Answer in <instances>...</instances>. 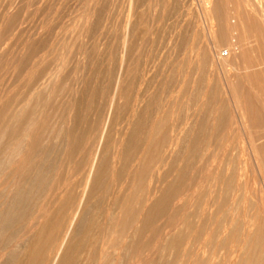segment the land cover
Returning <instances> with one entry per match:
<instances>
[{
	"label": "rangeland",
	"instance_id": "374dc122",
	"mask_svg": "<svg viewBox=\"0 0 264 264\" xmlns=\"http://www.w3.org/2000/svg\"><path fill=\"white\" fill-rule=\"evenodd\" d=\"M136 1L138 4L135 3ZM140 1H142V2H140ZM232 1L234 2V3L232 2V4H235V6L237 5L239 10H241V11L244 10V12L247 11L248 8L251 6V5L248 6V4H250L252 1L256 2L255 5L253 4L254 2L251 3L255 7L258 3L259 4H262L261 2L264 3V0H232ZM81 2H83V3H81ZM131 2H132V0L131 1H129V0H83V1L82 0H0V36H1L0 37V107L1 106L3 107L2 109L0 108L1 109L0 112L1 111L5 112L4 113L5 115L3 114V112L0 113V119H1L0 120V128H1L0 129V138H1L0 139V164H1L0 165V264H5L6 261H7V264H13V262L17 263V262L25 260V255H26L25 251L27 250L28 246H30L32 244L34 235L38 232L40 225L43 223V221L46 218L52 217V214L55 213L56 208L58 206L56 204L57 195L63 190L65 183H63L62 185L61 184L59 185V184H57V182H55L53 180V178H56V177L60 178L59 182H66V183L70 182L73 185L79 184V181H80L79 179H81V181H82V175L81 174L86 169L85 167L87 166L89 158H90V157H87V156H89L88 154L90 153L89 147L88 146H87L88 148L85 147V151H83V153L81 155L74 156L75 157V158L73 157L74 159L72 158V160H68V159H66L67 157L65 155L66 149L64 147L65 146L64 141L63 142L61 141V140H64L66 135H68L67 134L68 130H69V132H71L73 134L78 132L77 126L74 127L75 126L74 123H76L75 120L73 119L74 117L71 118L72 112L69 111L71 109L70 103L73 101H80L82 99L81 103L84 104V103H86L85 100H88L87 97L89 99H92V97L94 95L93 99L95 100V102H94L95 106L97 107L98 104L101 106L98 105V108H96L97 109L96 114H93L91 117L89 115V118L88 117L87 118L89 120H91V119L97 120V126L100 127V128H98V129H100L99 130V132H100L106 125V119H104L105 115H106V117H107V115L109 117L112 116V115L110 116L111 113L109 112L111 110L110 101L112 98V93H110V92L113 91V94L115 93V89H116V85H117L115 83L120 79L117 82L118 86H120L121 84L126 85L127 84L126 82L130 78L129 76H131L130 73L134 71V68L140 67L139 68L140 70L144 69V67L148 66V64H147L148 61H149L148 63H152V62L154 63L155 62V65H154L155 67H153L154 69L152 68V70L150 72L148 71V74L145 73V77L143 76V78H142V80L144 82L142 81L141 87L144 86V87H142V89L144 90V93L146 94L143 99L146 100V102L150 101L151 106H152V109L149 111V113L146 109V116H147V114L150 115L148 117V123L149 122L152 123L153 121H155L157 119L158 120H162V119L165 120L167 122V124H166L167 128H165L164 131L165 132L169 131V132H167V134L169 133L168 137L173 136V133H174V135L177 134L178 133L177 131L180 132V129H181L182 134L183 133H189L190 131H192L193 129H195L197 127V123H199L203 119L205 121L208 117L209 118L206 120L208 123V127H209L208 129L212 130L211 129L212 128L211 127L212 122L213 123L216 122V119L219 118L218 117L219 114H218V112L214 111V109H212V108H211L212 111H210V106H208V108H207V105L204 104V102H202L203 98H206L203 94L204 91H208V90L212 89L213 87H215L216 88V92L214 95L215 98L226 103L225 104L226 109H228L230 111L229 112L227 110L228 111L227 118L229 120V121L227 120V122H228L227 128L228 129L227 128L225 129V131L227 130L226 132L223 130L220 131L221 133H218V135L222 134V132H224L223 133L224 135L228 133L227 135L231 136L229 139H232L233 141H234V139H235V141L238 140L239 144H240V145H238L237 141L236 142L234 141L233 142V143H235L234 146L232 145V147H228L229 153L232 152L231 154L233 155V157L234 158L236 157V159H238L236 161L237 164L235 163V165H236V174H238V173L239 174L237 175V177L235 179L234 190H232V192L234 191L235 193H233V196H231V198H230V207H231L230 209L231 210L229 209L230 211L228 210L229 213L228 212L227 213L230 214V215H228L229 218L233 219V217H235L234 218L235 220H237L238 216H239L237 213L240 214L241 219L240 218L239 219H240V223H241V226H240L241 228L239 227V230L237 229V232L232 237V241L230 242V244L226 245L225 247L222 246V249H220L221 244H220V238L219 237H217L218 241H217V238H215L214 240H211L210 235H211V232L213 230L212 223H210L208 225L209 228H206V233L204 232L203 233L204 235H202V237H200L197 240H194V239L187 240L188 242L186 241L184 246H180L179 249L175 248L173 246H172V248H173L172 249L171 246L167 247L165 245L166 244L165 238L169 235H172L178 231L183 232L184 234H189V229L187 230V228L181 224L182 215H180V214L185 213V212L187 213L188 209H189L190 215L191 216L193 215L194 217H192V218H195L192 220L195 221V223H197L202 218V216L203 217L209 216L213 212V208L210 207L209 204L206 205L207 203H209L208 201H210V196H211L210 193L212 192L211 191L212 187H211V185H209L211 181L209 182L210 178H209L207 173H209V171L212 168L214 170L217 169V166H218L220 160L218 158H217V160H219V161H217V162H212V160H213L214 155L217 154V152H218V156L220 155V157H221V151L220 152L217 151V150H219L217 148L214 149L213 145L211 144V145H208L206 151L204 152V154L206 153L204 155L205 158L200 162H196V160H195L194 161L195 164L193 163L191 165L192 169L190 170V176H191V183H193V184L190 186V188L188 190V193L189 192L191 193V194L189 193L190 194L189 199H187L186 201H184L181 198L180 199L176 198L175 200H173V202L174 201L175 202L174 203L172 202L171 203L172 205L171 204L169 205V206H171V208L169 207L170 209L168 208V210H167V213L170 211L169 213H172V214L168 213L169 214L168 215L166 213L167 216L165 215V216H162V218L161 217L158 218L155 221V223L152 224L148 228V232L145 234L146 236L144 234L141 236L142 237L141 240L146 238L145 240L148 241V245H147L148 247L142 246L143 248L142 247L140 248V246H138V244H134L135 243L134 241H136V239L138 240V238L135 239V237H134L133 244L136 248V250H135V248L133 249L134 246H131V245H130L131 247L129 246V244H130L129 243L130 240H128L129 237L127 238L126 236H124V238L122 237L123 239L120 240L123 247H120V248L118 247L119 249L118 248L113 249V247L111 248L110 245L106 242L107 241L106 238L110 234V237H108V238L111 239L114 234L113 233H106V235H105L101 231V227H100V225L102 226L103 223L106 222L107 216L105 217V214H100L96 210H94V212H93V210H91L92 213H94L96 215L98 214L99 216L95 215L96 218H95V216L93 217L94 220L92 221L91 225H93L92 227L94 229H92V232H90L91 236L90 235L86 236V238H87L86 240L84 239L85 237H83L82 238L83 241L81 244H83L82 246H86V245L89 246L88 244H90V246H93L95 248V250H97V252L103 251V254H105V256H106V257H101L102 254L100 252H98L96 254V260L94 262H92V264H100L102 261L107 262L106 264H122V263L123 264H143V263L144 264H158V261H159V264H165L164 262H166V264H169V263L170 264H179V263L180 264H184V263L185 264H187V263L188 264H194L195 262H197L195 264H198V263L199 264H204V263L205 264H207V263L208 264H218V263L219 264H243V262L245 263V261H249L248 263L250 264L251 260H253L251 264H258V263L264 264V260H263V262H261L262 261L261 258L260 257H259L260 259L258 258L259 255L261 257L264 256V253H262V252H264V239H263L264 235H263V238H261L262 236L260 237L258 235V233L255 232L256 230H254V229H256L255 225L250 226V224L248 225L245 223L249 218V217L247 218V216H249L250 214H252V215L255 213L257 214L258 210H259V212H261L260 215H262L263 221H264V177L262 176V174L260 175V176H262V178L259 176L260 173L257 170L256 161H255V159H253V154H252L253 152L251 151V148H250L251 146L248 145V142L250 144L251 138H249L248 140L246 138H242L243 141L241 140L242 135L245 137L248 135H251V134L255 135L256 131H258L259 134H263V132H261V131L264 130V127L261 128V126H258L259 127V129H258V127L257 128L255 127V126H257V124H248L247 122L243 121L244 117L239 115V112L242 111L240 104L238 105V102H240V99H239V96H241L240 93H238V95H239L238 99L233 98L231 101L228 100L231 103L226 102L228 95H225L228 93V92H225L227 84L229 86H232L233 84L235 85L237 83V81H240V79H238L239 78L238 75H241V73L247 72V70L244 69L243 66H242V68H240L241 67L240 50L242 48H245L244 45H246V46L250 45V46L255 48L257 45L255 39L251 38V37H249V38L243 37V36H246V33H245L244 24L241 23V24H238L237 30L232 31V35L230 34L231 32L229 33V35H228L229 37H227L228 40H226V41L224 40L223 42H220L219 47L214 48V43L212 41L211 32L213 30L217 29V27L215 24V20H213V18L209 14L210 13L209 11L212 9V7H213L212 5H214L216 3V0L215 1L214 0H144V1L143 0H139V1L134 0L132 2L133 3L132 5H131ZM221 2L224 3L223 0ZM73 3L75 6L73 5ZM81 4H84V6ZM230 6H232L231 3H230ZM136 7H137V9H136ZM228 10H229L228 14H230L229 17L231 18L232 17L231 14L233 13L232 11H230L231 7L228 6ZM130 13H132V14L130 15ZM86 14L88 16H86ZM257 17L259 19V28L263 32L262 35L264 36V23L262 22V19L259 15H257ZM129 18H131V19H129ZM127 19H129L130 21ZM131 21H132V23H131ZM114 22H116V24ZM95 24H97V25H95ZM260 25H262V26H260ZM124 26H126V27H124ZM127 27H128L129 31L131 29H132V31L129 32L128 30H126L125 28H127ZM129 27H130V29H129ZM122 30H125V31H122ZM208 30L210 31V33ZM127 31L129 32V34H127L128 33ZM123 35L125 36V38ZM132 35H133V37H132ZM139 36H140V38H139ZM129 38H131V39H129ZM122 39L124 41H122ZM185 39L186 40L188 39V41H186ZM194 39H197V41L195 40V42H194ZM125 40H127L126 41L127 43L125 42ZM128 40H129V42H131V45L128 42ZM182 40H185L186 42H184ZM121 41L124 44H121L122 43ZM162 41H163V43H161ZM189 41H190V43L194 44V46H196V45L198 46L197 49L195 47V49L197 50V51L195 50L196 52H200V51L202 52L204 48L206 50L209 47L210 55L206 60H208L207 63H209L210 61L211 62L209 63V65L206 63L207 65L204 67V69L202 67V64L199 66L201 61L198 62L199 58H202V57H199L196 54L194 55V53H189L188 51H186L184 53V51L186 50L185 46L189 43ZM133 42H135V43H133ZM152 42H153V44H152ZM118 44H120L123 48L122 47L120 48V46ZM166 44H167V46L165 47ZM181 44H183V45H181ZM253 44H256V45L253 46ZM68 45H70L71 47ZM132 46H133V50L137 54V56H136L137 58L135 57L136 54L134 55V51L132 50ZM177 46H179L181 49ZM104 48H106V49H104ZM127 48H129V49H127ZM121 49L124 51L122 52ZM178 49H180V50L177 51ZM108 50H109V52H111L110 54L108 53ZM128 50H130V51H128ZM131 51H133V52H131ZM176 51L180 52V53L177 54ZM225 51L228 52L229 54H226ZM121 53H122V56H124V54L128 53L127 58L129 60L131 57L130 61L126 59L127 60V61L125 60L126 63L122 64L123 65L122 68L124 67L123 69L120 68L121 67V65H120L121 64L120 63L121 62ZM220 53L223 56L224 55L228 56V58L225 56L221 58ZM255 53H256V51L253 52V54H255ZM130 54H133V55L129 56ZM146 54H148V56H146ZM167 54H168V56H167ZM180 54H181V56H179V58L178 57L175 58L176 55H180ZM183 54H185V55H183ZM54 55H55V57H54ZM112 55H113L114 59L115 58H117V59L114 60L112 58ZM106 56H107V58H106ZM55 58H57V59H55ZM150 58L151 59L153 58V61H151ZM155 58H156V60H155ZM183 59H184V61H183ZM133 60H134L133 63L135 65L133 63H130ZM223 61L227 62V64L225 66L219 65V64L223 63ZM51 63L53 65L55 64L54 65L55 66V71H54L55 75H52V76L45 75V77L42 76V77H40V79L38 78V76H35L39 72L40 69H44L47 65H52ZM160 63H161V65H160ZM87 64H89V65H87ZM24 65H26V66H24ZM118 65L120 66L119 67L120 69L117 70L116 68H118ZM38 66L40 67V69ZM113 66L116 68H114ZM64 67H65V69H64ZM131 67H133V68H131ZM200 67L202 68L201 70H200ZM35 68L38 70H36ZM109 69H111V70H109ZM236 69H239V70H236ZM56 71L57 72L59 71V72L57 73ZM117 71L119 72V74L117 73ZM120 71L123 75L120 73ZM123 72H125V73H123ZM166 72H167V74H166ZM40 73H41V71H40ZM56 73L58 75H56ZM115 74L118 76H116ZM31 75H34L37 80L35 78L34 79L36 81H34V79L30 80ZM39 76H40V74H39ZM99 76H101V77H99ZM224 76L227 79L226 82H225ZM89 77L90 78L92 77V78L90 79ZM127 77H129V78L127 79ZM116 78L117 79L119 78V79L116 81ZM233 79H235V80H233ZM165 82L168 83V85ZM96 86L98 89L102 90V91L99 90L100 91L99 93H102V95L97 92L98 89H95ZM105 86L107 88L110 86V88L106 89ZM113 86H115V88ZM169 87H170V89H169ZM103 88L107 91L112 88V90L108 91V93L111 94L110 97H109V94L108 95L105 94L107 91H105ZM183 88H184V90H183ZM203 88H205V89H203ZM251 88L249 89V91L252 90L251 93L255 94L254 88H252V89ZM136 89H137V86H136ZM89 90L93 93V95L91 94V92ZM36 91H38V92H36ZM191 91H192V93H191ZM103 92H104V96H103ZM81 93L83 94L82 96H81ZM20 95L22 97H25V98H21ZM194 95H197V97ZM83 96H84V98H83ZM95 97H96V99H95ZM106 97L108 100L106 99ZM225 97H226V99H225ZM192 98H196V100L193 99L194 103L192 101ZM68 99H70V100H68ZM117 99L115 100L116 104L117 105L120 104L119 106L123 107V105H124L123 99L119 98L118 101H117ZM69 101H71V102L69 103ZM5 102L8 103V105ZM146 102L145 101L141 102L140 107L143 108L145 106ZM232 102H234L235 104L232 105ZM23 104H24V106H23ZM227 105H229V107H231V108H228ZM21 106H23V107H21ZM108 106H109V108H108ZM133 106L129 107V110L131 111V113L133 112L134 109L137 108V106H134L135 108ZM104 107H105V110L103 109ZM190 107H191V109H190ZM233 107L235 108V110H233ZM237 107H238V109H237ZM27 108H29V109H27ZM142 108L140 109L138 106V110L145 111L144 110L145 107L143 109ZM262 109H263L262 112L264 114V107ZM103 110L105 112H103ZM236 110H238V111H236ZM124 111H125V109H124ZM126 111H128V110L126 109ZM130 111H128V112L130 113ZM22 112H24V113H22ZM26 112H29V113L26 114ZM31 112H32V115H30ZM210 112H211V114H210ZM235 112H236L237 116L235 115ZM7 113H9V114H7ZM98 113H101L102 116H101V114L98 115ZM205 113H206V115H205ZM103 114H105V115L103 116ZM96 115L99 116V118H95ZM7 116H9L8 118H10L12 121L10 120V122H9L8 120H6ZM33 116H34V118H32ZM124 116L125 115H122V118L118 119V121L120 120L121 122H118V121L112 122L108 119L109 125L111 124V126L113 125V127H114L113 128L110 126L111 129L109 131L112 132L111 137L112 138L115 137L114 138L115 140L118 137L117 132L119 131V133H120L121 132L120 129H122V127L124 125V123L122 121ZM30 117L32 119H30ZM102 117H103V119H102ZM22 118H26L27 120H24ZM241 118H243L242 121H241ZM4 119H5V121H4ZM63 119H66V120L64 121ZM69 119H72V122ZM88 119H86V122L88 121V123H89ZM166 119H168V120H166ZM18 120L20 122L24 121V124L26 122V125H28V126H30V125H32V126H30V128H29L28 126L24 125L23 126L24 128H21L20 126L23 124L18 122ZM9 123L10 124L12 123L11 126L14 129L16 126H17L16 128H19V129L18 130H16V129L12 130V127H9L10 126ZM28 123H31V124H28ZM64 123L70 124V125H67V127L68 126L69 127L66 128L65 127L66 125ZM3 124H5V125H3ZM15 124H17V125L15 126ZM36 124H38V125H36ZM100 124L104 125V126H100ZM42 125H44L45 127L43 128ZM1 126L3 127V129ZM4 126H5V128H4ZM40 126L42 127V130H41ZM53 126H57V127L56 128L54 127L52 129ZM120 126H121V128H120ZM38 127H39V129H38ZM61 128L63 131H61V130L59 131V129H61ZM22 129H24V130H22ZM54 129H55V133L53 132ZM57 129H58V131H57ZM208 129H207V131H208ZM122 130L127 131L126 129H122ZM129 130H130V128H129ZM210 130L208 132H210ZM9 132H11V133H9ZM258 132L256 134H258ZM21 133L24 134V137L21 136ZM28 133H29V135H28ZM35 133H37V134H35ZM38 133H40V134H38ZM62 133H63L64 137L62 136ZM25 134H27V135L25 136ZM41 134H42V136H41ZM44 134H46V135L44 136ZM55 134H57V135L55 136ZM12 135H15L14 138H12ZM6 136H8V137L6 138ZM57 136H59V137L57 138ZM127 136H128V134H126L125 137L127 138ZM16 137H17V140H16ZM21 138L23 139L24 142L22 141ZM37 138H39V140H37ZM41 138H44V139H41ZM218 139H217L218 141H216L217 142L216 144L224 142V140L221 141V138H218ZM244 139H246V140H244ZM10 140H13V141H10ZM14 140H16V141L14 142ZM36 140L39 142L37 143ZM65 140H66V138H65ZM253 141H254L253 142L254 144L258 145L259 143L263 142L264 139L263 138L259 139V141L257 139L258 143L255 139ZM9 142L11 143V145L9 144L10 146L8 145ZM27 142H29V144ZM90 143H91V138L89 139V144ZM41 144L43 147L41 146ZM225 144H226V142H225ZM30 145H31V147H30ZM49 145H50V147H49ZM32 146H34L33 149H32ZM38 146L42 150H45V149L47 150L48 148H50V149H48L50 151H48V150L47 151L45 150V152L41 151V149L36 148ZM180 146H181V144H180ZM180 146L178 144L177 150H176L177 152L175 151V154H173L172 156L167 155L168 157L167 156L164 157V154H162L164 160H166V161L163 160V161L159 162V164L156 163L157 165L154 164L151 167V169L149 170L150 173H148L149 176H148V179L146 180L147 183H146V181L144 182V184L148 186V187L146 186V188H147L146 190H148V195L152 192L151 195H149L150 197H148L149 201L146 202V203H148V206L151 204V202L155 198H157L159 196V190L166 183V181H164L163 184L161 182V179H162L161 177L164 175L163 170H166L167 169L166 167H168V162L171 160V158H169V157H172V160H173L174 157H177V155L179 156L180 153H179L178 148H180ZM52 147L53 148L55 147V148L53 149ZM236 147H238V148L236 149ZM230 148H232V149H230ZM239 148H240V150H239ZM28 149H29V151H28ZM36 149L38 151H36ZM55 149L57 151H55ZM234 149L238 150V151H234ZM115 150L116 149H112L109 156L112 153H113V155H111V156H114ZM243 150H246V151H243ZM241 151H242V153H241ZM20 152H21V154H19ZM33 152L36 156V159L34 158L35 157L34 154H32ZM36 152L37 153L40 152V153L37 154ZM47 152L50 155L53 153L51 155V159L49 158L50 155L47 154ZM237 152H239V153H237ZM43 153H44V155H43ZM23 154H26V156L24 157ZM30 154L32 156H30ZM246 154L249 156L247 157ZM53 155H56V156L53 157ZM211 155H212L211 159H207V158H210ZM39 157H40V159H39ZM31 158H32V160H31ZM45 158H47V159L43 160ZM78 158L80 160L81 159L82 160L78 161V162L75 161L76 159L78 160ZM25 159H26L25 162H28V163L24 162ZM53 159H55V160H53ZM28 160H31V162ZM110 160H111V163H110L111 169L118 167V165H119L118 159H116L114 157H110ZM167 160H169V161H167ZM242 160H245L246 162L242 161ZM115 161L118 163V165H116ZM204 162H206V163H204ZM238 162H240V163L238 164ZM242 162H244V164H242ZM41 163L42 164L44 163V165H42ZM47 163H48V165H46ZM78 163L81 165L83 163H85V164H83L84 167H83V165L82 166L77 165ZM137 163H138L137 160H136V163L132 162L131 165L128 166L129 167L128 169L130 171L134 170L135 169L134 164L137 166ZM22 164H24V165L22 166ZM30 164L32 166H30L31 168L29 169ZM53 164H54V166H53ZM70 164L71 165L75 164V165L71 166ZM160 164H161V167H160ZM162 164H164L163 167H162ZM181 164H182V161H179V160H178V163H176V165H179V166ZM212 164H213V167H212ZM239 165H243L242 166L243 168L242 167L240 168ZM37 166L39 168H37ZM199 167H201L203 169L202 171H204L203 179L201 178L200 180H199L200 172L198 171ZM26 168L31 171L30 172L28 170V172H30V174L27 172ZM42 168H44V170ZM73 168H74V170H73ZM158 168L160 170H158ZM237 168H238V170H237ZM22 171H24V172H22ZM157 171H158V173H157ZM25 172H27L28 176L32 175V172L34 175L30 176V178H29L28 176L26 177ZM44 172L46 173V176H45ZM48 172L52 175H49ZM161 172L163 173V175H161L162 174ZM196 172H199V173L196 174ZM151 173L153 175H156V173H157V175L154 177V176H152ZM35 174H38L39 176L37 177V175H35ZM196 175H198V176H196ZM239 175H241L243 179H241L240 178L241 176H239ZM49 176H51V177H49ZM52 176H55V177H52ZM79 176H80V178H79ZM174 176H175V172H174V174H171L167 180H171ZM207 176H208V178H207ZM31 177H32V179H31ZM123 177H124V174H123ZM157 177L161 178V179H158ZM21 178H23V179H21ZM110 178H111V180H110ZM154 178L155 179L157 178V179L155 180ZM205 178L207 180L208 179L209 180L207 181V180H205ZM237 178H239L240 180H237ZM244 178H245V180H244ZM194 179H195V181H194ZM123 180H122V182H123ZM241 180H242V182H240ZM28 181H30V182H28ZM152 181H156V182H152ZM199 181H200V184L202 186H200ZM21 182H23V183H21ZM159 182H161V183H159ZM207 182H209V183H207ZM237 182H239V183H237ZM245 182H246V184H245ZM30 183H32V184H30ZM26 184H27V186H25ZM28 184H29V186L32 185L30 187L31 189L28 187ZM39 184H41V185L39 186ZM21 185H23L24 187ZM46 185L48 188H46V190H45ZM115 185H117V184L114 181L113 176L110 175L109 180H108V188L110 190H109V193L106 196H104V201L101 202L104 205H105V202L107 204L105 206L102 204L103 207H108L107 205H110L109 203L111 202V200L113 198L112 195L113 194L115 195L116 192L118 191L117 189H119V187L115 186ZM34 186H35V188H34ZM50 186L52 188H50ZM21 187H23L25 189L24 192L22 191L23 188L21 189ZM37 187L39 188L38 190H37ZM26 188H28V189H26ZM33 188H34V190H33ZM199 189L200 190L202 189L204 191V193H207V194H205L206 198H204L205 197L204 196V197H202V200H200L202 208H200V206H201L200 204H197V206L195 205L196 204L195 200H197L196 198L198 196ZM205 189H207L209 192ZM240 189H242V190L240 191ZM26 190H28V191H26ZM111 190L114 192H112ZM150 190H152V191H150ZM51 191L55 192V194L54 193H53L54 195L51 194ZM237 191H239L240 194H239V192L237 193ZM31 192L34 194L32 195ZM35 192L36 193L38 192L37 195ZM39 192H41L42 194ZM110 192H112V194ZM26 193H28V194H26ZM242 193L245 196L242 195ZM96 195L99 196L100 194L98 193ZM148 195H146V197ZM26 196L28 199L26 198ZM98 196H94L95 200L97 198V201H98L99 197L103 198V195H100L99 197ZM54 197H55V199H54ZM241 198H244V199H241ZM109 199H111V200L109 201ZM231 199L233 200V202ZM248 199H249V201H248ZM20 200L23 202L21 203ZM50 200H51V203H50ZM92 200L95 202L94 199H92ZM105 200H107V201H105ZM16 203H17V205H16ZM183 203H184V206H187V208L186 207L183 208V206H182ZM237 203H239V204H237ZM12 204H13V206H12ZM47 204L49 205L50 210L48 209ZM236 204H237V208L240 205L239 206L240 209L238 208V210H237V208L235 207ZM189 205H190V207H189ZM14 206H16V207H14ZM23 206L25 208H23ZM205 206L207 208H205ZM233 206H234L235 210L232 209ZM177 207H179V208H177ZM193 207L197 208L198 210L196 209L195 211H193L194 210ZM242 207L243 208L245 207L244 208L245 211H244V209H242V211H241ZM21 208L23 209V211ZM142 208H144L143 205H141V207L139 209H142ZM181 208H183V210H181ZM257 208H258V210H257ZM7 209H9V211ZM190 209H191V212H190ZM261 209H262V211H261ZM10 210H11V212H10ZM255 210H256V212H253ZM16 211H17V213H16ZM196 211L197 212L200 211L201 213L200 212L196 213ZM234 211H237V212H235L236 214L230 213V212H234ZM9 212H10V214H9ZM194 212H195V214H194ZM92 213H91V215H92ZM174 213H175V215H174ZM49 214H51V216ZM178 215H179V217H178ZM101 216H103V217H101ZM174 216H175V220H174ZM231 216H233V217H231ZM7 217H9V218H7ZM21 217H25V218L21 219ZM98 217H100V218H98ZM242 217H244V218H242ZM3 218L5 220H3ZM246 218H247V220H246ZM170 219L172 220L173 224H171L172 222ZM216 219H217V216H216ZM242 219L246 220V221L243 222ZM6 220L8 221V223ZM3 222H4V224H3ZM14 222L16 223V226H13L15 224ZM98 222L100 225L98 224ZM165 222L167 223L168 226L165 225L166 224ZM7 225H8V228H7ZM10 225H12V227ZM245 225H247V226H245ZM243 226H245L246 229H244ZM249 226H250V229H247V228H249ZM14 227H17V228L14 229ZM3 228H4V230H3ZM181 228L183 231L179 230ZM241 229H242V231H241ZM245 230H246V235H247V233L250 234V232H251V235L248 234L247 236L246 235L244 236L243 234H244ZM184 231H186V232H184ZM102 233L105 236L102 235ZM224 233L225 232H223V234L220 233L218 235H220V237H222V236L224 237L225 236ZM263 233H264V230H263ZM193 235H194V233L190 237L194 238ZM242 235L245 237V239ZM256 235L259 236L261 238V240H260V238L255 237ZM248 236L253 237V239L255 238L254 239L255 241L253 239H252V241H249L250 244L248 242V244L245 245L246 247L248 246V249H247V248H244L245 247L244 244H245V240ZM202 238L204 239V241ZM104 241H105V243H104ZM242 241H244L243 245H242L243 247L241 246ZM79 242H81V241H79ZM199 242L201 243V245ZM254 242H256L255 244H258L259 247L257 245H255ZM29 243H31V244H29ZM102 243H104V244H102ZM106 243L108 246L107 245L105 246ZM197 243H198V245H196ZM124 245H125V247H124ZM161 245H163V246H161ZM210 245H212V246H210ZM261 245H263V247ZM204 246H206L207 248L206 247L204 248ZM145 247L148 248V250ZM160 247L163 249V252L160 249ZM226 247L228 248L229 252L226 250L227 249ZM103 248L105 249V251ZM124 248H125V251H123ZM144 248L146 250H143ZM213 248H216V249L213 250ZM218 248H219V250H218ZM235 248L236 249L238 248V250H236ZM107 249H108V251H107ZM130 249H131V251H129ZM174 249H178L179 251L177 250L178 252L174 253V251H175ZM244 249L246 252H242ZM137 250H139V251H137ZM164 250L166 252H164ZM172 250H174V251H172ZM180 250H181V255H180ZM211 250H212V252H211ZM239 250H240V252H238ZM248 250H250V251H248ZM85 251H87V248H84L81 252V255L78 256L79 257L78 258V264L87 263L86 257H88V256H87V252H85ZM233 251H236V252H233ZM252 251H255V252L252 253ZM257 251H259V252H257ZM109 252L112 254H110ZM136 252H137V254H136ZM200 252H202V253L200 254ZM215 252H217L219 255H217ZM226 252H227V254H226ZM260 252H261V254H260ZM177 254L181 257L177 256ZM183 254L184 255L186 254L187 257L186 256L184 257ZM238 254H239V257H238ZM249 254H251V255H249ZM253 254H254V256H253ZM243 255H245L246 259H248V260H246V259H244L245 261L242 260ZM255 255H257V257H255ZM194 256H195V258H193ZM196 256H197V258H196ZM212 256H214V257H212ZM217 256H219V258ZM97 257L99 258L100 261L97 259ZM109 257L110 258L113 257V258H111V260H110ZM191 257L194 260H192ZM221 257H225L227 260L226 259L224 260ZM101 258H103V259L101 260ZM121 258L122 259L124 258L125 260H122ZM178 258H180V259H178ZM262 258L264 259V257H262ZM145 259H148V260H145ZM177 259H178V261H177ZM210 259H213L214 261H212ZM219 259H220V261H219ZM162 260H164V261L162 262ZM170 260L173 261L174 263L173 262L171 263ZM181 260H182V262H181ZM199 260H200V262H199ZM255 260H256V262H254ZM259 260H260V262H259ZM121 261H122V263H121ZM151 261H153V262H151ZM160 261H161V263H160ZM188 261H190V262H188ZM210 261H212V263Z\"/></svg>",
	"mask_w": 264,
	"mask_h": 264
},
{
	"label": "bare ground",
	"instance_id": "6f19581e",
	"mask_svg": "<svg viewBox=\"0 0 264 264\" xmlns=\"http://www.w3.org/2000/svg\"><path fill=\"white\" fill-rule=\"evenodd\" d=\"M83 1V0H82ZM129 1H131V0H129ZM134 0H132V2H133ZM139 1V0H138ZM144 1V0H143ZM215 1V0H214ZM222 0H216V3L214 4V5H212L211 7H212V9L209 11L210 13V15H211V17L213 18V20H215V24H216V27H217V29H215V30H213L212 32H211V36H212V41H213V43H214V48H217V47H219V43L220 42H223L224 40L226 41V40H228L227 39V37H229L228 35H229V33L232 35V31H235V30H237V27H238V24H244V27H245V33H246V36H243V37H246V38H249V37H251V38H254L255 39V41H256V44H253V46L254 45H256V47L254 48V47H252V46H250V45H248V46H246V45H244L245 46V48H242L241 50H240V59H241V67L240 68H242V66H243V68L244 69H246L247 70V72H244V73H241V75H238L239 76V78L238 79H240V81H237V83L234 85H232V86H229L228 84H227V86H226V90H225V92H228L227 94H225V95H228L227 97V99H226V97H225V99H226V102L228 103L229 101H231L233 98H235V99H238V93H240V95L241 96H239V99H240V102H238V105L240 104V106H241V108H242V111H240L239 112V115H241V116H243L244 117V119L243 118H241V121H242V119H243V121H245V122H247L248 124H257V126H255L256 128L258 127V126H261V128L262 127H264V114H263V107H264V36L262 35V31L260 30V28H259V19H258V17H257V15H259L260 17H261V19H262V22L264 23V3L263 2H261L262 4H259L258 2V4L256 5V7L254 6L255 5V3L256 2H254V1H252V2H254L253 4L254 5H252L251 3L250 4H248V6H250L249 8H248V10L247 11H245L244 12V10H239V8H238V6L236 5L235 6V4H232V0H223L224 1V3L223 2H221ZM131 2V5L133 4ZM140 2H142V1H140ZM76 3V2H75ZM80 3V2H79ZM81 3H83V2H81ZM136 4H138L137 3V1L135 2ZM206 3V2H205ZM208 3V2H207ZM230 3H231V5L233 6H230ZM234 3V2H233ZM135 4V5H136ZM180 4V3H179ZM73 5H74V3H73ZM77 5V4H76ZM81 5H83L84 6V4H81ZM130 5V4H129ZM134 5V6H135ZM261 5V6H260ZM75 6V5H74ZM228 6L229 7H231V10L230 11H232L231 13V15H232V17L230 18L229 17V15L230 14H228ZM245 6V5H244ZM77 7V6H76ZM177 7V6H176ZM135 8V7H134ZM246 8V7H245ZM136 9H137V7H136ZM192 9V8H191ZM32 10V9H31ZM80 10V9H79ZM131 11V10H130ZM171 11V10H170ZM90 12V11H89ZM129 12V11H128ZM133 12V11H132ZM203 12V11H202ZM86 13V12H85ZM191 13V12H190ZM89 14V13H88ZM101 14V13H100ZM132 13H130V15H131ZM134 14V13H133ZM86 16H88L87 14H86ZM125 16V15H124ZM188 16V15H187ZM84 17V16H83ZM125 18V17H124ZM135 18V17H134ZM140 18V17H139ZM230 18V19H229ZM129 19H131V18H129ZM129 19H127V20H129ZM146 19V18H145ZM150 19V18H149ZM121 20V19H120ZM126 20V21H127ZM118 21V20H117ZM130 21V20H129ZM128 21V22H129ZM137 21V20H136ZM140 21V20H139ZM143 21V20H142ZM155 21V20H154ZM60 22V21H59ZM85 22V21H84ZM261 22V21H260ZM115 24H116V22H114ZM118 23V22H117ZM122 23V22H121ZM131 23H132V21H131ZM151 23V22H150ZM119 24V23H118ZM126 24V23H125ZM186 24V23H185ZM262 24V23H261ZM95 25H97V24H95ZM100 25V24H99ZM187 25V24H186ZM14 26V25H13ZM133 26V25H132ZM260 26H262V25H260ZM58 27V26H57ZM96 27V26H95ZM124 27H126V26H124ZM145 27V26H144ZM93 28V27H92ZM98 28V27H97ZM140 28V27H139ZM147 28V27H146ZM95 29V28H94ZM126 30H128V27L127 28H125ZM129 29H130V27H129ZM208 29V28H207ZM262 29V28H261ZM142 30V29H141ZM189 30V29H188ZM210 30V29H209ZM208 30V31H209ZM241 30V29H240ZM50 31V30H49ZM122 31H125V30H122ZM129 31V30H128ZM127 31V32H128ZM130 31H132V29L130 30ZM129 31V32H130ZM129 32L127 33V34H129ZM143 32V31H142ZM160 32V31H159ZM122 33V32H121ZM125 33V32H124ZM123 33V34H124ZM132 33V32H131ZM161 33V32H160ZM209 33H210V31H209ZM235 33V32H234ZM34 34V33H33ZM44 34V33H43ZM133 34V33H132ZM152 34V33H151ZM178 34V33H177ZM140 35V34H139ZM154 35V34H153ZM241 35V34H240ZM124 36V35H123ZM130 36V35H129ZM128 36V37H129ZM145 36V35H144ZM182 36V35H181ZM210 36V35H209ZM1 37V36H0ZM127 37V36H126ZM132 37H133V35H132ZM241 37V36H240ZM124 38H125V36H124ZM139 38H140V36H139ZM129 39H131V38H129ZM189 39V38H188ZM188 39L186 40V41H188ZM241 39V38H240ZM253 39V40H254ZM185 40H182V41H184V42H186ZM191 40V39H190ZM195 40L197 41V39H194V42H195ZM208 40V39H207ZM75 41V40H74ZM122 41H124L123 39H122ZM121 41V42H122ZM127 40H125V42H126ZM173 41V40H172ZM192 41V40H191ZM248 41V40H247ZM102 42V41H101ZM128 42H129V40H128ZM149 42V41H148ZM176 42V41H175ZM178 42V41H177ZM183 42V43H184ZM193 42V43H194ZM209 42V41H208ZM243 42V41H242ZM246 42V41H245ZM249 42V41H248ZM251 42V41H250ZM254 42V41H253ZM116 43V42H115ZM127 43V42H126ZM130 43V45H131V42H129ZM128 43V44H129ZM133 43H135V42H133ZM161 43H163V41L161 42ZM168 43V42H167ZM39 44V43H38ZM121 44H124L123 42L121 43ZM152 44H153V42H152ZM186 44V43H185ZM65 45V44H64ZM107 45V44H106ZM119 46H120V48L122 47L120 44H118ZM180 45V44H179ZM181 45H183V44H181ZM68 46H70V45H68ZM137 46V45H136ZM167 46V44L165 45V47ZM175 46V45H174ZM43 47V46H42ZM46 47V46H45ZM71 47V46H70ZM115 47V46H114ZM117 47V46H116ZM125 47V46H124ZM131 47V46H130ZM135 47V46H134ZM177 47H179V46H177ZM176 47V48H177ZM195 47H196V49H197V45L196 46H194V44H192V43H190V41H189V43L185 46V51H184V53L186 52V51H188L189 53H194V55L196 54L197 56H199V57H202V58H199V61L198 62H200L201 61V63L199 64V66L202 64V67H203V69H204V67L208 64L209 65V63L211 62H209V63H207V61L208 60H206L208 57H209V55H210V50H209V47L205 50V48L203 49V51L201 52H196L197 50L195 49ZM203 47V46H202ZM23 48V47H22ZM41 48V47H40ZM44 48V47H43ZM42 48V49H43ZM60 48V47H59ZM110 48V47H109ZM119 48V49H120ZM123 48V47H122ZM147 48V47H146ZM155 48V47H154ZM160 48V47H159ZM171 48V47H170ZM180 48V47H179ZM184 48V47H183ZM188 48V49H187ZM54 49V48H53ZM61 49V48H60ZM100 49V48H99ZM104 49H106V48H104ZM125 49V48H124ZM127 49H129V48H127ZM126 49V50H127ZM135 49V48H134ZM166 49V48H165ZM181 49V48H180ZM180 49H178L177 51H179ZM58 50V49H57ZM56 50V51H57ZM122 50V49H121ZM132 50H133V46H132ZM136 50V49H135ZM169 50V49H168ZM171 50V49H170ZM196 50V51H195ZM55 51V52H56ZM124 50H122V52H123ZM128 51H130V50H128ZM134 51V50H133ZM133 51H131V52H133ZM176 51V52H177ZM256 51V55L255 54H253V52H255ZM9 52V51H8ZM107 52V51H106ZM119 52V51H118ZM121 52V51H120ZM126 52V51H125ZM124 52V53H125ZM145 52V51H144ZM147 52V51H146ZM159 52V51H158ZM165 52V51H164ZM173 52V51H172ZM226 52V51H225ZM28 53V52H27ZM67 53V52H66ZM83 53V52H82ZM108 53L110 54L111 52H109V50H108ZM166 53V52H165ZM178 53H180V52H177V54ZM188 53V54H189ZM128 54V53H127ZM127 54H124V56H122V53H121V67L118 65V68H116V67H114V68H116L117 70L118 69H120V68H122V64L123 63H126L125 62V60L127 59V60H129L128 58H127ZM136 53H135V51H134V55H135ZM155 54V53H154ZM172 54V53H171ZM225 54V53H224ZM226 54H229L228 52H226ZM58 55V54H57ZM62 55V54H61ZM119 55V54H118ZM131 55H133V54H130L129 56H131ZM165 55V54H164ZM183 55H185V54H183ZM190 55V54H189ZM214 55V54H213ZM219 55V54H218ZM60 56V55H59ZM109 56V55H108ZM117 56V55H116ZM120 56V55H119ZM137 56V54L135 55V57ZM145 56V55H144ZM146 56H148V54H146ZM145 56V57H146ZM166 56V55H165ZM167 56H168V54H167ZM179 56H181V54L180 55H176L175 56V58H179ZM193 56V55H192ZM220 56H221V58L222 57H224L223 55H221V53H220ZM35 57V56H34ZM54 57H55V55H54ZM58 57V56H57ZM103 57V56H102ZM158 57V56H157ZM225 57H227L228 58V56H225ZM61 58V57H60ZM106 58H107V56H106ZM112 58H113V55H112ZM137 58V57H136ZM135 58V59H136ZM141 58V57H140ZM148 58V57H147ZM183 58V57H182ZM196 58V57H195ZM211 58V57H210ZM219 58V57H218ZM55 59H57V58H55ZM54 59V60H55ZM114 59V58H113ZM115 59H117V58H115ZM114 59V60H115ZM120 59V58H119ZM133 59V58H132ZM134 59V60H135ZM146 59V58H145ZM144 59V60H145ZM151 59V58H150ZM158 59V58H157ZM185 59V58H184ZM184 59H183V61H184ZM188 59V58H187ZM190 59V58H189ZM194 59V58H193ZM25 60V59H24ZM53 60V59H52ZM90 60V59H89ZM88 60V61H89ZM126 60V61H127ZM130 60H131V57H130ZM129 60V61H130ZM134 60L132 61V62H130V63H133L134 62ZM147 60V59H146ZM155 60H156V58H155ZM154 60V61H155ZM160 60V59H159ZM186 60V59H185ZM196 60V59H195ZM111 61V60H110ZM136 61V60H135ZM138 61V60H137ZM151 61H153V58L151 59ZM150 61V62H151ZM24 62V61H23ZM54 62V61H53ZM52 62V63H53ZM98 62V61H97ZM105 62V61H104ZM118 62V61H117ZM147 62V61H146ZM149 62V61H148ZM147 62V64H148V66H146V67H144V69H139L140 67H135L134 68V71L133 72H131L130 74H131V76H129V77H127V79H128V81L126 82L127 84L125 85V84H121L120 86H118V81L120 80L119 78L121 77H119L118 79L116 78V83L115 84H117L116 85V89H115V93L113 94V91L112 92H110V93H112V98H111V101H110V106H111V110L109 111L110 113V116L111 117H109L108 115H107V117H106V115L105 114H103V116L105 115V118L104 119H106V125H105V127L99 132V130L100 129H98V128H100V127H98L97 126V120H89L88 118H89V115H90V117L93 115V114H96V108H98V105H97V107L95 106V104H94V102H95V100L93 99V97H94V95H93V93L91 92V94L93 95V97H92V99H89L88 97H87V99L88 100H85L86 101V103H81V100L80 101H73V102H71V101H69V103L71 104V109L69 110L70 112H72V116H71V118L72 117H74L73 119L75 120V122L77 123H74L75 124V126L74 127H76L77 126V130H78V132L77 133H75V134H73V133H71V132H69V130H68V135H66V140H65V138H64V140H61L62 142L64 141V147H65V149H66V159H68V160H72V158L74 157V156H77V155H81L82 153H83V151H85V147L86 148H88L89 147V156H87V157H90L89 158V161H88V164H87V166L85 167L86 169L84 170V172H82V181H81V179H79L80 181H79V184H71L69 181V183H66V182H59L60 181V178H53V180L55 181V182H57V184H63V183H65V186H64V188H63V190L57 195V202H56V204L58 205L57 206V208H56V211H55V213H53L52 214V217H50V218H46L44 221H43V223L40 225V228L38 229V232L34 235V238H33V242H32V244L31 243H29V244H31L30 246H28V248H27V250L25 251V260H23V261H20V262H17V263H14L13 262V264H78V256L79 255H81V252H82V250L84 249V248H87V251H85V252H87V256L88 257H86V259H87V263H85V264H92V262H94L95 260H96V254L98 253V252H100V251H98L97 252V250H95V248L93 247V246H90V244H88L89 246H82L83 244H81L82 243V241H83V237H85L84 239L86 240L87 238H86V236H89L90 235V232H92V229H94L92 226L93 225H91L92 224V221L94 220L93 219V217L96 215V214H94V213H92V211L91 210H93V212H94V210H96L98 213H100V214H105V217L107 216V220H106V222H104L103 223V225L101 226L100 224H99V222H98V224L100 225V227H101V231L106 235V233H113L114 235L112 236V238L111 239H109L108 237H110V234H109V236L106 238V242L110 245V247L112 248L113 247V249H116V248H120V247H123L122 246V244H121V242H120V240H122L123 238H124V236H126L127 238L129 237V239L128 240H130V244H129V246L131 245V246H134V244H138V246H140V248L143 246H146V247H148L147 245H148V241L147 240H145V239H143V240H141V236L144 234H146L147 232H148V228L152 225V224H154L155 223V221L158 219V218H162V216H165L166 215V213H167V210H168V208L170 207L171 208V206H169L172 202H173V200H175L176 198H181V199H183L184 201H186L187 199H189V195L191 194L190 192V194L188 193V190H189V188H190V186L193 184V183H191V176H190V170L192 169L191 168V165L194 163V161L196 160V162H200V161H202L205 157H204V155L206 154H204V152L206 151V149H207V147H208V145H213V148L215 149V148H217V149H219V150H217V151H221V157H220V155L218 156V152H217V154H215L214 155V157H213V160H212V162H217V161H219V164H218V166H217V169L216 170H214L212 167H213V164H212V169L209 171V173H207L208 174V176H209V178H210V180H209V182H210V184L209 185H211V187H212V192L210 193V201H208L209 203H205L206 205H210V207H212L213 208V212H212V214H210L209 216H205V217H203L202 216V218L197 222V223H195V221H193L192 219H195V218H192V217H194L193 215L191 216L190 215V213H189V209H188V212L186 213H182V214H180V215H182V218H181V224L183 225V226H185L186 228H187V230L189 229V234H184L183 232H180V231H178V232H176V233H174V234H172V235H169V236H167L166 238H165V240H166V246L167 247H169V246H171V248H172V246L173 247H175V248H178L179 249V247L180 246H184V244H185V242L187 241V240H190V239H194V240H197V239H199L200 237H202V235H204L203 233L205 232L206 233V228H209L208 227V225L210 224V223H212V225H213V230H212V232H211V240H214L215 238H217V237H219L220 238V244H221V248L220 249H222V246H226V245H229L230 244V242L232 241V237L236 234V232H237V229L239 230V227L241 226V223H240V214L239 213H237L239 216H238V221L237 220H235L234 218L235 217H233V216H231V217H233V219H231V218H229V216L228 215H230V214H228L229 213V211L231 210L230 208V198H231V196H233V193H235L234 191L232 192V190H234V184H235V179H236V177H237V175L239 174H236V165H235V163H236V161L238 160V159H236V157L234 158L233 157V155L231 154V153H229V150H228V147H232V145L234 146V144L235 143H233L234 141H235V139H234V141L232 140V139H229L231 136H229V135H227V134H223L224 132H222V134H220V135H218V133H221L220 131H225V129L227 128V124H228V122H227V120H228V118H227V116H228V109H226V103L225 102H222L221 100H219V99H217V98H215V92H216V88L215 87H213L212 89H210V90H208V91H204V96L206 97V98H203V101L202 102H204V104H206L207 105V108H208V106H210V111H212L211 110V108L212 109H214V111H216V112H218V114H219V118L218 119H216V122H212V130H210V129H208L209 127H208V123H207V119L209 118H207L205 121H204V119L203 120H201L199 123H197V127L195 128V129H193L192 131H190L189 133H183L182 134V132H181V129H180V132L179 131H177L178 133L177 134H175L174 135V133H173V136H169L168 137V134H167V132H169V131H164V129L165 128H167L166 126V124H167V122L165 121V120H155V121H153L152 123H148V117L150 116L149 114H147V116H146V109H147V111H148V113H149V111L152 109V106H151V102L149 103L148 101V103L146 102V100H144L143 98L145 97V93H144V90L142 89V87H144V86H142L141 87V84H142V78H143V76L145 77V73L146 74H148V71L150 72L151 70H152V68L153 67H155L154 65H155V62L153 63H148ZM159 62V61H158ZM188 62V61H187ZM37 63V62H36ZM44 63V62H43ZM51 63V64H52ZM165 63V62H164ZM189 63V62H188ZM207 63V64H206ZM213 63V62H212ZM211 63V64H212ZM229 63V62H228ZM34 64V63H33ZM60 64V63H59ZM129 64V63H128ZM134 64V63H133ZM191 64V63H190ZM196 64V63H195ZM210 64V65H211ZM227 64V62H225V61H223V63H221V64H219V65H223V66H225ZM55 65V64H54ZM53 64L52 65H47L44 69H40V67H39V72L35 75V76H38V78L40 79V77H42V76H44L45 77V75H48V76H52V75H55V66H54ZM87 65H89V64H87ZM114 65V64H113ZM132 65V64H131ZM130 65V66H131ZM135 65V64H134ZM160 65H161V63H160ZM189 65V64H188ZM24 66H26V65H24ZM91 66V65H90ZM127 66V65H126ZM142 66V65H141ZM181 66V65H180ZM235 66V65H234ZM89 67V66H88ZM96 67V66H95ZM120 67V68H119ZM159 67V66H158ZM161 67V66H160ZM168 67V66H167ZM179 67V66H178ZM27 68V67H26ZM29 68V67H28ZM42 68V67H41ZM109 68V67H108ZM124 68V67H123ZM122 68V69H123ZM128 68V67H127ZM126 68V69H127ZM131 68H133V67H131ZM162 68V67H161ZM235 68V67H234ZM36 69V68H35ZM64 69H65V67H64ZM96 69V68H95ZM154 69V68H153ZM202 68L200 67V70H201ZM207 69V68H206ZM230 69V68H229ZM243 69V70H244ZM36 70H38V69H36ZM109 70H111V69H109ZM125 70V69H124ZM175 70V69H174ZM211 70V69H210ZM236 70H239V69H236ZM28 71V70H27ZM40 71H41V73H40ZM69 71V70H68ZM85 71V70H84ZM113 71V70H112ZM122 71V70H121ZM121 71H120V73H121ZM131 71V70H130ZM34 72V71H33ZM57 72V71H56ZM59 72V71H58ZM57 72V73H58ZM65 72V71H64ZM63 72V73H64ZM95 72V71H94ZM126 72V71H125ZM125 72H123V73H125ZM56 73V75H58ZM89 73V72H88ZM117 73L119 74V72L117 71ZM128 73V72H127ZM181 73V72H180ZM211 73V72H210ZM209 73V74H210ZM39 74H40V76H39ZM91 74V73H90ZM94 74V73H93ZM122 74V73H121ZM129 74V73H128ZM166 74H167V72H166ZM185 74V73H184ZM34 75H31L30 76V80H32V79H34L35 78V76ZM89 75V74H88ZM92 75V74H91ZM116 75V74H115ZM123 75V74H122ZM180 75V74H179ZM224 75V74H223ZM29 76V75H28ZM34 76V77H33ZM94 76V75H93ZM116 76H118V75H116ZM151 76V75H150ZM186 76V75H185ZM99 77H101V76H99ZM123 77V76H122ZM147 77V76H146ZM218 77V76H217ZM225 77V76H224ZM8 78V77H7ZM14 78V77H13ZM87 78V77H86ZM90 78V77H89ZM92 78V77H91ZM90 78V79H91ZM149 78V77H148ZM151 78V77H150ZM237 78V77H236ZM36 79V78H35ZM34 79V81H36ZM66 79V78H65ZM73 79V78H72ZM84 79V78H83ZM122 79V78H121ZM145 79V78H144ZM147 79V78H146ZM225 79V82L227 81V79H226V77L224 78ZM93 80V79H92ZM91 80V81H92ZM165 80V79H164ZM233 80H235V79H233ZM24 81V80H23ZM39 81V80H38ZM60 81V80H59ZM147 81V80H146ZM145 81V82H146ZM182 81V80H181ZM7 82V81H6ZM43 82V81H42ZM55 82V81H54ZM144 82V81H143ZM205 82V81H204ZM87 83V82H86ZM166 83V82H165ZM167 85H168V83H166ZM181 84V83H180ZM208 84V83H207ZM100 85V84H99ZM110 85V84H109ZM189 85V84H188ZM3 86V85H2ZM31 86V85H30ZM66 86V85H65ZM136 86H137V89H136ZM164 86V85H163ZM184 86V85H183ZM8 87V86H7ZM70 87V86H69ZM112 87V86H111ZM114 88H115V86H113ZM190 87V86H189ZM193 87V86H192ZM254 88V93L255 94H253V93H251V91H249V89L250 88ZM105 88L106 89H108V88H110V86L107 88L106 86H105ZM146 88V87H145ZM206 88V87H205ZM205 88H203V89H205ZM210 88V87H209ZM251 88V89H252ZM4 89V88H3ZM20 89V88H19ZM27 89V88H26ZM95 89H98L97 88V86H96V88ZM104 89V88H103ZM137 91H136V90ZM169 89H170V87H169ZM180 89V88H179ZM182 89V88H181ZM190 89V88H189ZM100 89H98V93L100 92V91H102V90H100ZM105 90V89H104ZM110 90H112V88L111 89H109L108 91H110ZM183 90H184V88H183ZM47 91V90H46ZM95 91V90H94ZM105 91H107V90H105ZM108 91L105 93V94H109L108 93ZM182 91V90H181ZM194 91V90H193ZM232 91V92H231ZM22 92V91H21ZM36 92H38V91H36ZM61 92V91H60ZM82 92V91H81ZM84 92V91H83ZM146 92V91H145ZM183 93V92H182ZM191 93H192V91H191ZM4 94V93H3ZM20 94V93H19ZM99 94H101L102 95V93H99ZM149 94V93H148ZM185 94V93H184ZM27 95V94H26ZM35 95V94H34ZM83 94L81 93V96H82ZM100 95V96H101ZM110 95L111 94H109V97H110ZM21 96V95H20ZM90 96V95H89ZM103 96H104V92H103ZM148 96V95H147ZM194 96H196L197 97V95H194ZM219 96V95H218ZM33 97V96H32ZM79 97V96H78ZM153 97V96H152ZM199 97V96H198ZM230 97V98H229ZM21 98H25V97H22L21 96ZM37 98V97H36ZM74 98V97H73ZM77 98V97H76ZM83 98H84V96H83ZM118 98V99H117ZM119 98L121 99H123V107H120L119 105H117L116 104V102H115V100L117 99V101L119 100ZM147 98V97H146ZM187 98V97H186ZM95 99H96V97H95ZM106 99H107V97H106ZM105 99V100H106ZM191 99V98H190ZM193 99H195L196 100V98H192V101H193V103H194V100ZM234 99V100H235ZM23 100V99H22ZM27 100V99H26ZM68 100H70V99H68ZM108 100V99H107ZM229 100V101H228ZM100 101V100H99ZM146 102L145 103V108H144V110L145 111H141V110H138V106H139V108L141 109L142 107H140V103L141 102ZM171 101V100H170ZM29 102V101H28ZM55 102V101H54ZM98 102V101H97ZM120 102V101H119ZM235 102V101H234ZM234 102H232V105H234L235 103ZM6 103V102H5ZM102 103V102H101ZM159 103V102H158ZM198 103V102H197ZM229 103H231V102H229ZM7 105H8V103H6ZM5 104V105H6ZM25 104V103H24ZM24 104H23V106H24ZM50 104V103H49ZM103 104V103H102ZM109 104V103H108ZM203 104V105H204ZM4 105V104H3ZM38 105V104H37ZM43 105V104H42ZM106 105V104H105ZM137 106V108L136 109H134L133 110V112L131 113V111L129 110V107L130 106ZM153 105V104H152ZM230 105V104H229ZM229 105H227L228 106V108H231V107H229ZM231 105V106H232ZM23 106H21V107H23ZM29 106V105H28ZM27 106V107H28ZM31 106V105H30ZM64 106V105H63ZM99 106H101V105H99ZM104 106V105H103ZM133 106V107H134ZM171 106V105H170ZM190 106V105H189ZM237 106V105H236ZM263 106V107H262ZM20 107V108H21ZM178 107V106H177ZM176 107V108H177ZM1 109L3 108L2 106L0 107ZM30 108V107H29ZM29 108H27V109H29ZM62 108V107H61ZM68 108V107H67ZM102 108V107H101ZM108 108H109V106H108ZM132 108V107H131ZM135 108V107H134ZM142 108V109H143ZM172 108V107H171ZM0 109V110H1ZM23 109V108H22ZM26 109V108H25ZM100 109V108H99ZM104 110H105V107L103 108ZM107 109V108H106ZM124 109H125V111H126V109L128 110V111H130V113L128 112V111H124ZM190 109H191V107H190ZM200 109V108H199ZM237 109H238V107H237ZM10 110V109H9ZM102 110V109H101ZM103 110V112H105ZM228 110V111H227ZM233 110H235V108L233 107ZM32 111V110H31ZM99 111V110H98ZM107 111V110H106ZM169 111V110H168ZM172 111V110H171ZM180 111V110H179ZM236 111H238V110H236ZM1 112H3V111H1ZM0 112V113H1ZM21 112V111H20ZM25 112V111H24ZM24 112H22V113H24ZM48 112V111H47ZM153 112V111H152ZM162 112V111H161ZM191 112V111H190ZM193 112V111H192ZM205 112V111H204ZM230 112V111H229ZM5 112H3V114H4ZM15 113V112H14ZM27 113H29V112H26V114ZM40 113V112H39ZM49 113V112H48ZM52 113V112H51ZM102 113V112H101ZM101 113H98V115H100ZM125 113V114H124ZM208 113V112H207ZM7 114H9V113H7ZM21 114V113H20ZM34 114V113H33ZM56 114V113H55ZM108 114V113H107ZM152 114V113H151ZM210 114H211V112H210ZM5 115V114H4ZM18 115V114H17ZM30 115H32V112H31V114ZM35 115V114H34ZM70 115V114H69ZM122 115H125L124 117H123V123H124V125H123V127H122V129H126L127 131H123L122 129H120V133H119V131L117 132L118 133V137H117V139L115 140L114 138H112L111 136V133L112 132H110L109 130L111 129V127H113V125L111 126V124L109 125V121H108V119L110 120V121H112V122H114V121H118V119L119 118H122ZM205 115H206V113H205ZM235 115H236V112H235ZM2 116V115H1ZM15 116V115H14ZM25 116V115H24ZM39 116V115H38ZM101 116H102V114H101ZM211 116V115H210ZM237 116V115H236ZM9 116H7V119L6 120H8L9 122H10V118H8ZM29 117V116H28ZM44 117V116H43ZM88 117V118H87ZM180 117V116H179ZM27 118V117H26ZM26 118H22V119H24V120H27ZM32 118H34V116L32 117ZM31 117H30V119H32ZM37 118V117H36ZM51 118V117H50ZM69 118V117H68ZM95 118H99V116H95ZM101 118V117H100ZM163 118V117H162ZM205 118V117H204ZM29 119V120H30ZM60 119V118H59ZM86 119H88L89 120V123H88V121L86 122ZM94 119V118H93ZM102 119H103V117H102ZM112 119V120H111ZM1 120V119H0ZM64 121L66 120V119H63ZM69 120H71V122H72V119H69ZM166 120H168V119H166ZM197 120V119H196ZM4 121H5V119H4ZM12 121V120H11ZM41 121V120H40ZM46 121V120H45ZM229 121V120H228ZM240 121V122H241ZM7 122V121H6ZM18 122H20L19 120H18ZM17 122V123H18ZM33 122V121H32ZM74 122V121H73ZM118 122H121L120 120L118 121ZM15 123V122H14ZM20 123H22L23 125H21L20 127L21 128H24L23 126L25 125V126H28V125H26V122H25V124H24V121L23 122H20ZM66 123V122H65ZM64 123V124H65ZM242 123V122H241ZM10 124V123H9ZM28 124H31V123H28ZM63 124V123H62ZM116 124V123H115ZM187 124V123H186ZM214 124V125H213ZM3 125H5V124H3ZM12 125V123L10 124V126L9 127H12L11 126ZM17 124H15V126H16ZM36 125H38V124H36ZM47 125V124H46ZM66 125V126H65ZM64 126L66 127V128H68L67 127V125H70V124H65ZM99 125V124H98ZM118 125V124H117ZM211 125V124H210ZM14 126V125H13ZM30 126H32V125H30ZM30 126H28L29 128H30ZM100 126H104V125H101L100 124ZM111 126V127H110ZM229 126V125H228ZM2 127V126H1ZM17 127V126H16ZM15 127V129L16 130H18L19 128H16ZM27 127V128H28ZM41 127V126H40ZM42 127L44 128L45 126L44 125H42ZM42 127H41V130H42ZM56 128L57 126H53L52 127V129L53 128ZM110 127V128H109ZM4 128H5V126H4ZM8 128V127H7ZM20 128V129H21ZM33 128V127H32ZM31 128V129H32ZM109 128V129H108ZM114 128V127H113ZM120 128H121V126H120ZM129 128H130V130H129ZM1 129V128H0ZM2 129H3V127H2ZM13 127H12V130H15ZM34 129V128H33ZM38 129H39V127H38ZM119 129V128H118ZM170 129V128H169ZM207 129H208V131L210 130V132H208L207 131ZM228 129V128H227ZM245 129V128H244ZM258 129H259V127H258ZM6 130V129H5ZM4 130V131H5ZM8 130V129H7ZM22 130H24V129H22ZM26 130V129H25ZM29 130V129H28ZM44 130V129H43ZM63 131L62 130V128L61 129H59V131ZM66 130V129H65ZM64 130V131H65ZM230 130V129H229ZM255 130V129H254ZM47 131V130H46ZM51 131V130H50ZM57 131H58V129H57ZM112 131V130H111ZM227 131V130H226ZM225 131V132H226ZM12 132V131H11ZM11 132H9V133H11ZM29 132V131H28ZM33 132V131H32ZM40 132V131H39ZM53 132L55 133V129L53 130ZM66 132V131H65ZM173 132V131H172ZM184 132V131H183ZM235 132V131H234ZM255 132V131H254ZM258 131H256V133H257ZM261 132H263V134H259V132H258V134H256L255 133V135L254 134H251V135H248V136H241V140H242V138H246L247 140L249 139V138H251V141H250V144H249V142H248V145L249 146H251L250 148H251V151L253 152L252 154H253V159H255V161H256V165H257V170H258V172L260 173H258L259 174V176L262 174V176L264 177V141L263 142H261V143H259L258 145H256V144H254L253 142V140L255 139L256 141H257V139H258V141H259V139H264V130H262ZM30 133V132H29ZM29 133H28V135H29ZM115 133V132H114ZM23 133H21V136H23L24 137V134L22 135ZM35 134H37V133H35ZM38 134H40V133H38ZM58 134V133H57ZM57 134H55V136L57 135ZM60 134V133H59ZM66 134V133H65ZM126 134H128V136H127V138L125 137L126 136ZM7 135V134H6ZM20 135V134H19ZM27 134H25V136H26ZM32 135V134H31ZM46 134H44V136H45ZM14 136L15 135H12V138H14ZM33 136V135H32ZM35 136V135H34ZM37 136V135H36ZM39 136V135H38ZM41 136H42V134H41ZM40 136V137H41ZM43 136V137H44ZM52 136V135H51ZM54 136V135H53ZM62 136H63V133H62ZM8 136H6V138H7ZM11 137V136H10ZM9 137V138H10ZM39 137V138H40ZM59 136H57V138H58ZM64 137V136H63ZM62 137V138H63ZM11 138V139H12ZM20 138V137H19ZM27 138V137H26ZM39 138H37V140H39ZM61 138V137H60ZM91 138V143L89 144V139ZM218 138H221V141L222 140H224V142L222 143H218V144H216L217 142L216 141H218L219 139ZM1 139V138H0ZM22 139V138H21ZM32 139V138H31ZM41 139H44V138H41ZM87 139V140H86ZM218 139V140H217ZM246 139H244V140H246ZM8 140V139H7ZM16 140H17V137H16ZM16 140H14V142L16 141ZM26 140V139H25ZM30 140V139H29ZM34 140V139H33ZM36 140V142L38 143L39 141H37ZM10 141H13V140H10ZM22 141H23V139H22ZM237 141V144L238 145H240L239 144V141L238 140H236ZM235 141V142H236ZM243 141V140H242ZM258 141H257V143H258ZM6 142V141H5ZM8 142V141H7ZM24 142V141H23ZM26 142V141H25ZM35 142V141H34ZM45 142V141H44ZM181 142V143H180ZM225 142H226V144H225ZM13 143V142H12ZM28 144H29V142H27ZM242 143V142H241ZM246 143V142H245ZM4 144V143H3ZM11 145V143L9 142L8 143V145ZM18 144V143H17ZM44 144V143H43ZM47 144V143H46ZM50 144V143H49ZM178 144H179V146H180V144H181V146H180V148H178L179 149V156L177 155V157H174V159L172 160V157H169V158H171V160L169 161V160H167V161H169L168 162V167H166L167 169L166 170H163L164 171V175H163V171L161 172L162 174L161 175H163L161 178H158V179H161V182H162V184H163V182L164 181H166V183L162 186V188L159 190V196L157 197V198H155L152 202H151V204L148 206V203H146L147 201H149V198L148 197H150L149 195H151V193L148 195V190H146L147 188H146V186L147 185H145L144 184V182L148 179V176H149V174L148 173H150V169H151V167L155 164V165H157L156 163H158L159 164V162H161V161H163L164 160V158H163V155L162 154H164V157L165 156H172L173 154H175V151L177 150V146H178ZM6 145V144H5ZM9 145V146H10ZM36 145V144H35ZM59 145V144H58ZM62 145V144H61ZM246 145V144H245ZM2 146V145H1ZM25 146V145H24ZM23 146V147H24ZM40 146V145H39ZM39 146L38 147H36V148H39ZM41 146H42V144H41ZM52 146V145H51ZM88 146V147H87ZM236 146V145H235ZM244 146V145H243ZM30 147H31V145H30ZM33 147L34 146H32V149H33ZM43 147V146H42ZM45 147V146H44ZM47 147V146H46ZM49 147H50V145H49ZM240 147V146H239ZM242 147V146H241ZM15 148V147H14ZM53 148V147H52ZM55 148V147H54ZM53 148V149H54ZM238 147H236V149H237ZM30 149V148H29ZM29 149H28V151H29ZM35 149V148H34ZM39 149H41V148H39ZM45 149V148H44ZM48 149H50V148H48ZM47 149V150H48ZM112 149H116L115 150V152H114V156H111V155H113V153L109 156V154H110V152H111V150ZM230 149H232V148H230ZM31 150V149H30ZM46 150V149H45ZM45 150H42L41 149V151H44L45 152ZM46 150V151H47ZM239 150H240V148H239ZM248 150V149H247ZM19 151V150H18ZM36 151H38L37 149H36ZM40 151V150H39ZM48 151H50V150H48ZM54 151V150H53ZM52 151V152H53ZM55 151H57L56 149H55ZM210 151V150H209ZM212 151V150H211ZM234 151H238V150H235L234 149ZM243 151H246V150H243ZM250 151V150H249ZM250 151V152H251ZM88 152V151H87ZM177 152V151H176ZM24 153V152H23ZM31 153V152H30ZM37 153V152H36ZM38 153H40V152H38ZM37 153V154H38ZM55 153V152H54ZM211 153V152H210ZM209 153V154H210ZM237 153H239V152H237ZM241 153H242V151H241ZM246 153V152H245ZM19 154H21V152L19 153ZM32 154H34V152L32 153ZM47 154H49L48 152H47ZM53 154V153H52ZM51 154V155H52ZM166 154V155H165ZM251 154V153H250ZM24 155V157L26 156V154H23ZM43 155H44V153H43ZM50 155V154H49ZM51 155H50V159H51ZM64 155V156H65ZM86 155V154H85ZM208 155V154H207ZM206 155V156H207ZM217 155V156H216ZM238 155V154H237ZM243 155V154H242ZM241 155V156H242ZM247 155V154H246ZM12 156V155H11ZM30 156H32L31 154H30ZM34 156H35V154H34ZM39 156V155H38ZM48 156V155H47ZM56 155H53V157H55ZM167 156V157H168ZM209 156V155H208ZM240 156V157H241ZM249 155H247V157H248ZM41 157V156H40ZM40 157H39V159H40ZM46 157V156H45ZM52 157V158H53ZM110 157H114V158H116V159H118V163H119V165H118V163L116 162V165H118V167H115V168H113V169H111V160H110ZM211 157H212V155L210 156V158H207V159H211ZM220 157V158H219ZM239 157V156H238ZM237 157V158H238ZM246 157V158H247ZM15 158V157H14ZM21 158V157H20ZM33 158V157H32ZM32 158H31V160H32ZM35 159H36V156L34 157ZM42 158V157H41ZM75 158V157H74ZM73 158V159H74ZM217 158L219 159V160H217ZM251 158V157H250ZM24 159V158H23ZM47 158H45V159H43V160H46ZM65 159V160H66ZM112 159V158H111ZM168 159V158H167ZM31 160H28V161H30L31 162ZM34 160V159H33ZM38 160V159H37ZM53 160H55V159H53ZM82 160V159H81ZM79 158H78V160L76 159L75 161H81ZM85 160V159H84ZM136 160H137V166L134 164V166H135V169L134 170H132V171H130L128 168V166H130L131 165V163L132 162H135L136 163ZM178 160L179 161H182V164L179 166V165H176V163H178ZM250 160V159H249ZM26 161V159L24 160V162ZM36 161V160H35ZM40 161V160H39ZM48 161V160H47ZM52 161V160H51ZM57 161V160H56ZM164 161H166V160H164ZM242 161H245V160H242ZM23 162V163H24ZM29 162V163H30ZM41 162V161H40ZM39 162V163H40ZM43 162V161H42ZM46 162V161H45ZM53 162V161H52ZM68 162V161H67ZM76 162V163H77ZM83 162V161H82ZM113 162V161H112ZM246 162V161H245ZM254 162V161H253ZM25 163H28V162H25ZM60 163V162H59ZM71 163V162H70ZM75 163V162H74ZM114 163V162H113ZM204 163H206V162H204ZM223 163V164H222ZM240 162H238V164H239ZM251 163V162H250ZM255 163V162H254ZM37 164V163H36ZM42 164V163H41ZM83 164H85V163H83ZM82 164V165H83ZM195 164V163H194ZM217 164V163H216ZM237 164V163H236ZM242 164H244V162H242ZM1 165V164H0ZM17 165V164H16ZM24 164H22V166H23ZM42 165H44V163L42 164ZM46 165H48V163L46 164ZM71 165V164H70ZM73 165H75V164H73ZM73 165H71V166H73ZM77 165H81V164H77ZM81 165V166H82ZM115 165V166H116ZM163 165L164 164H162V167H163ZM11 166V165H10ZM27 166V165H26ZM30 166H32L31 164L29 165V169L31 168ZM53 166H54V164H53ZM56 166V165H55ZM58 166V165H57ZM60 166V165H59ZM69 166V165H68ZM216 166V165H215ZM240 166V168L243 166V165H239ZM2 167V166H1ZM46 167V166H45ZM83 167H84V165H83ZM160 167H161V164H160ZM36 168V167H35ZM37 168H39L38 166H37ZM36 168V169H37ZM50 168V167H49ZM79 168V167H78ZM132 168V167H131ZM156 168V167H155ZM205 168V167H204ZM216 168V167H215ZM239 168V167H238ZM238 168H237V170H238ZM243 168V167H242ZM7 169V168H6ZM22 169V168H21ZM27 169V168H26ZM29 169H27V172H28V170ZM41 169V168H40ZM43 170H44V168H42ZM53 169V168H52ZM69 169V168H68ZM133 169V168H132ZM38 170V169H37ZM49 170V169H48ZM55 170V169H54ZM73 170H74V168H73ZM76 170V169H75ZM158 170H160L159 168H158ZM197 170V169H196ZM203 169L201 168V167H199L198 168V171L200 172V174H199V180L202 178L203 179V175H204V171H202ZM242 170V169H241ZM30 171V170H29ZM34 171V170H33ZM36 171V170H35ZM53 171V170H52ZM51 171V172H52ZM207 171V170H206ZM244 171V170H243ZM22 172H24V171H22ZM27 172H25L26 173V177L28 176V174H27ZM31 172V171H30ZM30 172H28L29 174H30ZM41 172V171H40ZM174 172H175V176L171 179V180H167L168 179V177H170V175L171 174H174ZM199 172H196V174L197 173H199ZM257 172V171H256ZM19 173V172H18ZM35 173V172H34ZM45 173V172H44ZM49 173V172H48ZM81 173V172H80ZM155 173V172H154ZM157 173H158V171H157ZM157 173H156V175H157ZM24 174V173H23ZM40 174V173H39ZM77 174V173H76ZM123 174H124V177H123ZM152 174V173H151ZM249 174V173H248ZM257 174V173H256ZM32 175H34L33 174V172H32ZM32 175H30V176H32ZM35 175H37V177L39 176L38 174H35ZM44 175V174H43ZM49 175H52V174H50L49 173ZM80 175V176H81ZM110 175L111 176H113V179H114V181L116 182V184L117 185H115V186H118L119 187V189H117L116 191V194L114 195H112L113 196V198H112V200L111 199H109V201L111 200V202L109 203L110 205H107L108 207H103L102 206V204L103 203H101V202H103L104 201V196H106L108 193H109V188H108V180H109V177H110ZM156 175H153L152 174V176H156ZM30 176H28L29 178H30ZM45 176H46V173H45ZM80 176H79V178H80ZM196 176H198V175H196ZM208 176H207V178H208ZM239 176H241V175H239ZM262 176H260L261 178H262ZM49 177H51V176H49ZM52 177H55V176H52ZM244 177V176H243ZM246 177V176H245ZM24 178V177H23ZM23 178H21V179H23ZM28 178V179H29ZM156 178V179H157ZM241 179H243L242 178V176L240 177ZM31 179H32V177H31ZM35 179V178H34ZM58 179V180H57ZM124 179V180H123ZM150 179V178H149ZM155 179V178H154ZM155 179V180H156ZM26 180V179H25ZM30 180V179H29ZM52 180V179H51ZM52 180V181H53ZM110 180H111V178H110ZM122 180H123V182H122ZM205 180H207L206 178H205ZM207 180V181H208ZM237 180H240L239 178H237ZM244 180H245V178H244ZM21 181V180H20ZM24 181V180H23ZM33 181V180H32ZM63 181V180H62ZM160 181V180H159ZM194 181H195V179H194ZM193 181V182H194ZM19 182V181H18ZM26 182V181H25ZM28 182H30V181H28ZM77 182V181H76ZM152 182H156V181H152ZM161 182H159V183H161ZM209 182H207V183H209ZM240 182H242V180L240 181ZM21 183H23V182H21ZM27 183V182H26ZM33 183V182H32ZM32 183H30V184H32ZM35 183V182H34ZM146 183H147V181H146ZM237 183H239V182H237ZM16 184V183H15ZM46 184V183H45ZM110 184V183H109ZM154 184V183H153ZM199 184H200V181H199ZM198 184V185H199ZM245 184H246V182H245ZM41 184H39V186H40ZM43 185V184H42ZM50 185V184H49ZM195 185V184H194ZM237 185V184H236ZM258 185V184H257ZM21 186H23V185H21ZM25 186H27V184L25 185ZM32 186V185H31ZM31 186H29V184H28V187L30 188ZM38 186V187H39ZM56 186V185H55ZM161 186V185H160ZM196 186V185H195ZM200 186H202L201 184H200ZM207 186V185H206ZM238 186V185H237ZM24 187V186H23ZM23 187H21V189L23 188ZM37 187V190L39 189ZM42 187V186H41ZM44 187V186H43ZM60 187V186H59ZM148 187V186H147ZM151 187V186H150ZM159 187V186H158ZM157 187V188H158ZM34 188H35V186H34ZM34 188H33V190H34ZM46 188H48L47 187V185H46V187H45V190H46ZM50 188H52L51 186H50ZM112 188V187H111ZM259 188V187H258ZM26 189H28V188H26ZM31 189V188H30ZM41 189V188H40ZM116 189V188H115ZM150 189V188H149ZM152 189V188H151ZM155 189V188H154ZM239 189V188H238ZM243 189V188H242ZM242 189H240V191L242 190ZM24 188H23V192H24ZM52 190V189H51ZM54 190V189H53ZM57 190V189H56ZM114 190V189H113ZM191 190V189H190ZM205 190H207V189H205ZM26 191H28V190H26ZM55 191V190H54ZM112 191V190H111ZM150 191H152V190H150ZM157 191V190H156ZM193 191V190H192ZM191 191V192H192ZM208 191V190H207ZM46 192V191H45ZM112 192H114V191H112ZM112 192H110L111 194H112ZM209 192V191H208ZM239 191H237V193H238ZM32 193V192H31ZM36 193V192H35ZM38 193V192H37ZM37 193H36V195H37ZM39 193H41V192H39ZM48 193V192H47ZM55 194V192H53V191H51V194ZM100 194V195H103V198L102 197H99L98 195H96V194ZM245 193V192H244ZM26 194H28V193H26ZM34 193H32V195H33ZM42 194V193H41ZM46 194V193H45ZM53 194V195H54ZM205 194H207V193H204V191L201 189H199V192H198V196H197V200H195L196 201V206H197V204H200L201 205V203H200V200H202V197H204V198H206V195ZM239 194H240V192H239ZM255 194V193H254ZM24 195V194H23ZM110 195V194H109ZM146 195H148L147 197H146ZM237 195V194H236ZM242 195H244L243 193H242ZM248 195V194H247ZM28 196V195H27ZM27 196H26V198H27ZM44 196V195H43ZM52 196V195H51ZM94 196H98L99 197V199H98V201H97V198H96V200H95V197ZM111 196V195H110ZM111 196V197H112ZM209 196V195H208ZM245 196V195H244ZM23 197V196H22ZM49 197V196H48ZM94 197V198H93ZM194 197V196H193ZM243 197V196H242ZM108 198V197H107ZM209 198V197H208ZM260 198V197H259ZM14 199V198H13ZM24 199V198H23ZM28 199V198H27ZM35 199V198H34ZM54 199H55V197H54ZM92 199H94L95 200V202L92 200ZM236 199V198H235ZM241 199H244V198H241ZM246 199V198H245ZM12 200V199H11ZM204 200V199H203ZM206 200V199H205ZM232 200V199H231ZM21 201V200H20ZM48 201V200H47ZM105 201H107V200H105ZM182 201V200H181ZM236 201V200H235ZM242 201V200H241ZM248 201H249V199H248ZM19 202V201H18ZM23 201H21V203H22ZM54 202V201H53ZM175 202V201H174ZM173 202V203H174ZM199 202V203H198ZM204 202V201H203ZM232 202H233V200H232ZM240 202V201H239ZM15 203V202H14ZM26 203V202H25ZM47 203V202H46ZM50 203H51V200H50ZM55 203V202H54ZM182 203V202H181ZM107 203L105 202V205H106ZM194 204V203H193ZM237 204H239V203H237ZM237 204H236V208H237ZM251 204V203H250ZM16 205H17V203H16ZM30 205V204H29ZM41 205V204H40ZM104 205V204H103ZM104 205V206H105ZM141 205H143V207L144 208H142V209H139L140 207H141ZM172 205V204H171ZM178 205V204H177ZM194 205V206H195ZM232 205V204H231ZM12 206H13V204H12ZM11 206V207H12ZM25 206V205H24ZM23 206V208H25ZM47 206H48V209H49V205L47 204ZM180 206V205H179ZM183 208L184 207H186L187 208V206H184V203H183ZM240 206V205H239ZM239 206H238V208H239ZM14 207H16V206H14ZM21 207V206H20ZM51 207V206H50ZM189 207H190V205H189ZM46 208V207H45ZM169 208V209H170ZM177 208H179V207H177ZM183 208H181V210H183ZM194 208V210L193 211H195L197 208H195V207H193ZM192 208V209H193ZM200 208H202V205L200 206ZM205 208H207L206 206H205ZM238 208H237V210H238ZM245 208V207H244ZM243 207L241 208V211H242V209H244ZM19 209V208H18ZM22 209V208H21ZM20 209V210H21ZM174 209V208H173ZM172 209V210H173ZM230 209V210H229ZM232 209L233 210H235V208H234V206L232 207ZM240 209V208H239ZM8 211H9V209H7ZM50 210V209H49ZM175 210V209H174ZM179 210V209H178ZM177 210V211H178ZM198 210V209H197ZM201 210V209H200ZM209 210V209H208ZM229 210V211H228ZM257 210H258V208H257ZM15 211V210H14ZM22 211H23V209H22ZM48 211V210H47ZM192 211V212H193ZM202 211V210H201ZM204 211V210H203ZM206 211V210H205ZM244 211H245V209H244ZM261 211H262V209H261ZM10 212H11V210H10ZM10 212H9V214H10ZM26 212V211H25ZM96 212V213H97ZM170 212V211H169ZM168 212V213H169ZM172 212V211H171ZM181 212V211H180ZM190 212H191V209H190ZM200 212V211H199ZM199 212H197L196 211V213H199ZM228 212V213H227ZM235 212H237V211H234V212H230V213H235ZM247 212V211H246ZM250 212V211H249ZM253 212H256V210L255 211H253ZM258 212H259V210H258ZM257 212V214L255 213V214H248L249 216H247V218H248V220H247V218H246V220H243V222L244 221H246L245 223L246 224H250V226H252V225H255V227H256V229H254V230H256L255 232H257L258 233V235L261 237V238H263V235H264V233H263V230H264V221H263V217H262V215H260V213L261 212H259L258 213ZM7 213V212H6ZM16 213H17V211H16ZM45 213V212H44ZM91 213H92V215H91ZM167 213V214H168ZM201 213V212H200ZM248 213V212H247ZM2 214V213H1ZM14 214V213H13ZM25 214V213H24ZM169 214H172V213H169ZM168 214V215H169ZM179 214V213H178ZM194 214H195V212H194ZM236 214V213H235ZM7 215V214H6ZM50 216H51V214H49ZM98 215V214H97ZM96 215V216H97ZM174 215H175V213H174ZM244 215V214H243ZM13 216V215H12ZM17 216V215H16ZM96 216H95V218H96ZM99 216V215H98ZM104 216V215H103ZM103 216H101V217H103ZM167 216V215H166ZM200 216V215H199ZM198 216V217H199ZM216 216H217V219H216ZM19 217V216H18ZM48 217V216H47ZM178 217H179V215H178ZM181 217V216H180ZM196 217V216H195ZM237 217V216H236ZM7 218H9V217H7ZM14 218V217H13ZM22 218H25V217H21V219ZM98 218H100V217H98ZM97 218V219H98ZM170 218V217H169ZM242 218H244V217H242ZM42 219V218H41ZM96 219V220H97ZM177 219V218H176ZM198 219V218H197ZM3 220H5L4 218H3ZM8 220V219H7ZM6 220V221H7ZM162 220V219H161ZM168 220V219H167ZM171 220V219H170ZM174 220H175V216H174ZM173 220V221H174ZM179 220V219H178ZM241 220V221H242ZM13 221V220H12ZM102 221V220H101ZM11 222V221H10ZM9 222V223H10ZM16 222V221H15ZM14 222V223H15ZM20 222V221H19ZM168 222V221H167ZM171 222H172V220H171ZM175 222V221H174ZM242 222V223H243ZM7 223H8V221H7ZM13 223V224H14ZM163 223V222H162ZM166 223V222H165ZM164 223V224H165ZM3 224H4V222H3ZM96 224V223H95ZM171 224H173V222L171 223ZM180 224V225H181ZM9 225V224H8ZM8 225H7V228H8ZM18 225V224H17ZM163 225V224H162ZM165 225H167V223L165 224ZM175 225V224H174ZM178 225V224H177ZM181 225V226H182ZM244 225V224H243ZM11 227H12V225H10ZM9 226V227H10ZM13 226H16V223L13 225ZM168 226V225H167ZM245 226H247V225H245ZM245 226H243V228L244 229H246L245 228ZM250 226H249V228H247V229H250ZM2 227V226H1ZM37 227V226H36ZM39 227V226H38ZM254 227V228H255ZM17 227H14V229H16ZM212 228V227H211ZM241 228V227H240ZM165 229V228H164ZM185 229V228H184ZM253 229V228H252ZM3 230H4V228H3ZM7 230V229H6ZM179 230H182V228L181 229H179ZM176 231V230H175ZM183 231V230H182ZM208 231V230H207ZM241 231H242V229H241ZM158 232V231H157ZM172 232V231H171ZM184 232H186V231H184ZM223 232H225L224 234H225V236L223 237L222 235V237H220V235H218V234H220V233H222L223 234ZM5 233V232H4ZM8 233V232H7ZM102 233V235H104ZM194 233V238H192V237H190L192 234ZM210 233V232H209ZM241 233V232H240ZM208 234V233H207ZM249 233H247V235H248ZM12 235V234H11ZM93 235V234H92ZM104 235V236H105ZM167 235V234H166ZM241 235V234H240ZM244 236L246 235V230H245V232H244V234H243ZM242 235V236H243ZM246 235V236H247ZM249 235H251V232H250V234ZM254 235V234H253ZM252 235V236H253ZM10 236V235H9ZM91 236V235H90ZM103 236V237H104ZM146 236V235H145ZM243 236V237H244ZM259 236H255V237H258V238H260ZM4 237V236H3ZM17 237V236H16ZM30 237V236H29ZM115 237V238H114ZM123 237V238H122ZM134 237H135V239L136 238H138V240L136 239V241H134ZM209 237V236H208ZM207 237V238H208ZM249 237V238H248ZM247 238H246V240H245V244H244V246L245 245H247L248 244V242L249 241H252V239H253V237H251V236H248ZM7 238V237H6ZM105 238V237H104ZM103 238V239H104ZM240 238V237H239ZM261 238H260V240H261ZM203 239V238H202ZM244 239H245V237H244ZM243 239V240H244ZM255 239V238H254ZM253 239V240H254ZM264 239V238H263ZM6 240V239H5ZM89 240V239H88ZM92 240V239H91ZM102 240V239H101ZM193 240V241H194ZM259 240V241H260ZM79 241H81V242H79ZM105 241H104V243H105ZM133 241L135 242L134 244H133ZM203 241H204V239H203ZM208 241V240H207ZM217 241H218V238H217ZM255 241V240H254ZM263 241V240H262ZM153 242V241H152ZM188 242V241H187ZM202 242V241H201ZM243 242L244 241H242V244H241V246L243 245ZM257 242V241H256ZM256 242H254V244L256 243ZM87 243V242H86ZM104 243H102V244H104ZM107 243L105 244V246L107 245ZM192 243V242H191ZM196 243V242H195ZM200 243V242H199ZM238 243V242H237ZM236 243V244H237ZM253 243V242H252ZM217 244V243H216ZM249 244H250V242H249ZM260 244V243H259ZM81 245V246H80ZM196 245H198V243L196 244ZM200 245H201V243H200ZM213 245V244H212ZM212 245H210V246H212ZM255 245H257L258 246V244H255ZM108 246V245H107ZM130 246V247H131ZM161 246H163V245H161ZM239 246V245H238ZM262 247H263V245H261ZM124 247H125V245H124ZM129 247V248H130ZM142 247V248H143ZM145 247V248H146ZM198 247V246H197ZM206 246H204V248H205ZM209 247V246H208ZM214 247V246H213ZM219 247V246H218ZM243 247V246H242ZM259 247V246H258ZM257 247V248H258ZM118 248V249H119ZM135 248V246L133 247V249ZM139 248V249H140ZM143 249V250H148V248H146V249ZM164 248V247H163ZM207 248V247H206ZM227 248V247H226ZM232 248V247H231ZM244 248H247L248 249V246L246 247H244ZM251 248V247H250ZM249 248V249H250ZM104 249V248H103ZM155 249V248H154ZM160 249L162 250V252H163V249L160 247ZM170 249V248H169ZM173 249V248H172ZM178 249H174V250H172V251H174V253L176 252H178L179 250ZM203 249V248H202ZM214 249H216V248H213V250ZM236 249V248H235ZM123 250V249H122ZM128 250V249H127ZM135 250H136V248H135ZM178 250V251H177ZM188 250V249H187ZM204 250V249H203ZM207 250V249H206ZM218 250H219V248H218ZM217 250V251H218ZM227 251H228V248L226 249ZM225 250V251H226ZM236 250H238V248L236 249ZM251 250V249H250ZM250 250H248V251H250ZM104 251H105V249H104ZM107 251H108V249H107ZM123 251H125V248H124V250ZM129 251H131V249L129 250ZM128 251V252H129ZM137 251H139V250H137ZM156 251V250H155ZM183 251V250H182ZM232 251V250H231ZM242 251V250H241ZM111 252V251H110ZM109 252V253H110ZM127 252V251H126ZM142 252V251H141ZM164 252H166L165 250H164ZM206 252V251H205ZM211 252H212V250H211ZM229 252V251H228ZM233 252H236V251H233ZM238 252H240V250L238 251ZM242 252H246L245 251V249L242 251ZM255 251H252V253H254ZM257 252H259V251H257ZM101 254H102V256L101 257H106L105 256V254H103V251L102 252H100ZM130 253V252H129ZM172 253V252H171ZM173 253V254H174ZM202 252H200V254H201ZM217 255H219L217 252H215ZM249 253V252H248ZM262 253H264V252H262ZM20 254V253H19ZM107 254V253H106ZM110 254H112V253H110ZM136 254H137V252H136ZM162 254V253H161ZM191 254V253H190ZM198 254V253H197ZM196 254V255H197ZM204 254V253H203ZM207 254V253H206ZM222 254V253H221ZM220 254V255H221ZM224 254V253H223ZM226 254H227V252H226ZM225 254V255H226ZM243 254V253H242ZM245 254V253H244ZM259 254V253H258ZM260 254H261V252H260ZM7 255V254H6ZM11 255V254H10ZM115 255V254H114ZM133 255V254H132ZM180 255H181V250H180ZM184 255V254H183ZM189 255V254H188ZM224 255V256H225ZM249 255H251V254H249ZM8 256V255H7ZM109 256V255H108ZM112 256V255H111ZM138 256V255H137ZM161 256V255H160ZM165 256V255H164ZM175 256V255H174ZM177 256H179L178 254H177ZM186 256V254L184 255V257ZM200 256V255H199ZM204 256V255H203ZM207 256V255H206ZM209 256V255H208ZM230 256V255H229ZM228 256V257H229ZM235 256V255H234ZM253 256H254V254H253ZM12 257V256H11ZM83 257V256H82ZM100 257V256H99ZM117 257V256H116ZM125 257V256H124ZM127 257V256H126ZM179 257H181V256H179ZM183 257V258H184ZM187 257V256H186ZM202 257V256H201ZM205 257V256H204ZM212 257H214V256H212ZM218 258H219V256H217ZM226 257V256H225ZM225 257H221V258H223L224 260L226 259ZM232 257V256H231ZM238 257H239V254H238ZM241 257V256H240ZM250 257V256H249ZM255 257H257V255H255ZM261 258V262H263V258L262 257H264V256H258V258ZM8 258V257H7ZM14 258V257H13ZM110 258V257H109ZM108 258V259H109ZM111 258H113V257H111ZM111 258H110V260H111ZM133 258V257H132ZM145 258V257H144ZM193 258H195V256L193 257ZM192 257H191V259L192 260H194ZM196 258H197V256H196ZM242 260H244V259H246V256L245 255H243L242 256ZM259 258V259H260ZM97 259L99 260V258L97 257ZM103 258H101V260H102ZM122 259V258H121ZM162 259V258H161ZM178 259H180V258H178ZM178 259H177V261H178ZM186 259V258H185ZM215 259V258H214ZM217 259V258H216ZM9 260V259H8ZM122 260H125L124 258L122 259ZM143 260V259H142ZM141 260V261H142ZM145 260H148V259H145ZM175 260V259H174ZM210 260H212V261H214L213 259H210ZM222 260V259H221ZM227 260V259H226ZM246 260H248V259H246ZM100 261V260H99ZM113 261V260H112ZM144 261V260H143ZM164 260H162V262H163ZM166 261V260H165ZM169 261V260H168ZM171 261V260H170ZM185 261V260H184ZM208 261V260H207ZM212 261H210L211 263H212ZM219 261H220V259H219ZM245 261V260H244ZM252 261L253 260H251V262H250V264L252 263ZM16 262V261H15ZM148 262V261H147ZM151 262H153V261H151ZM173 261H171V263H172ZM181 262H182V260H181ZM186 262V261H185ZM188 262H190V261H188ZM199 262H200V260H199ZM249 261H245V263L243 262V264H249L248 263ZM254 262H256V260L254 261ZM259 262H260V260H259ZM107 262H105V261H102L100 264H106ZM121 263H122V261H121ZM142 263V262H141ZM160 263H161V261H160ZM165 264H166V262H164ZM169 263V262H168ZM174 263V262H173ZM195 263H197V262H195ZM194 263V264H195ZM229 263V262H228ZM5 264H7V261H6V263ZM123 264V263H122ZM144 264V263H143ZM158 264H159V261H158ZM170 264V263H169ZM180 264V263H179ZM185 264V263H184ZM188 264V263H187ZM199 264V263H198ZM205 264V263H204ZM208 264V263H207ZM219 264V263H218ZM259 264V263H258Z\"/></svg>",
	"mask_w": 264,
	"mask_h": 264
}]
</instances>
